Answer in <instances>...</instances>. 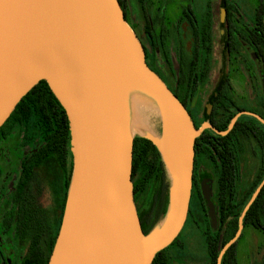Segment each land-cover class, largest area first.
Instances as JSON below:
<instances>
[{
    "label": "water",
    "instance_id": "95a60500",
    "mask_svg": "<svg viewBox=\"0 0 264 264\" xmlns=\"http://www.w3.org/2000/svg\"><path fill=\"white\" fill-rule=\"evenodd\" d=\"M41 80L65 108L73 171L63 218L48 264H152L180 235L193 189L197 128L177 95L146 61L145 49L118 0H0V127ZM133 85L159 107L161 135L138 134L159 150L171 177L162 222L145 233L134 199L133 143L126 90ZM132 86V87H131ZM242 113L231 121L225 135ZM264 186L244 207L236 234L217 264L241 236L244 217ZM214 228L217 217L204 187Z\"/></svg>",
    "mask_w": 264,
    "mask_h": 264
},
{
    "label": "rangeland",
    "instance_id": "374dc122",
    "mask_svg": "<svg viewBox=\"0 0 264 264\" xmlns=\"http://www.w3.org/2000/svg\"><path fill=\"white\" fill-rule=\"evenodd\" d=\"M119 1V0H118ZM125 10L128 14V23L139 35L142 41L148 40L145 33L146 20L151 22L157 40V57L155 68L159 71L164 82L170 88L176 84L177 78L172 70L176 68L177 59L183 64L185 70L192 58L193 32L190 23L184 15V11L192 6L198 13L203 12L209 0H124ZM213 4L214 49L217 62L212 60L208 67V79L202 86L200 100L206 101L211 89L218 79V68L220 67V36L219 16L223 10V0H211ZM239 3L246 11L247 18L253 15L258 7L260 0H232ZM206 11V9H205ZM243 12V11H242ZM246 16V15H245ZM243 21L236 20L240 29H245ZM167 33L165 47L170 52L163 57V47L160 43L162 30ZM213 51V52H214ZM176 57V58H175ZM216 68H215V65ZM178 67V64H177ZM220 69V68H219ZM230 75L233 84V96L236 102L242 106L256 111H264L261 101L264 103V92L262 87V65L256 60L254 51L248 43L241 42L237 52L232 55L230 60ZM254 85V87L252 86ZM142 119L148 125V130L154 135H161L162 121L160 113L142 107ZM23 128H17L11 136L0 143V239L2 248L6 255L8 264H21L26 255L32 234L35 228L24 236L18 226L15 189L20 172V162L30 147L21 143ZM141 134L135 133L134 136ZM257 148H253L255 151ZM246 157L245 172L254 171L259 167V160L254 162L249 155ZM167 183H171V177L167 174ZM154 185L149 190V199L154 192ZM62 196L61 169L56 162H50L36 169L33 177L29 198L35 208L42 213L45 228L42 232V243L45 245L49 236L52 222L58 218L60 212V199ZM201 198L193 201V211L186 221L180 235L179 242L171 246L166 254L169 256L168 264H210L208 260L207 244L204 231L207 228V215L203 209ZM243 236L238 244V254L240 264H264V234L252 226H244Z\"/></svg>",
    "mask_w": 264,
    "mask_h": 264
},
{
    "label": "trees",
    "instance_id": "16d2710c",
    "mask_svg": "<svg viewBox=\"0 0 264 264\" xmlns=\"http://www.w3.org/2000/svg\"><path fill=\"white\" fill-rule=\"evenodd\" d=\"M119 2L128 21L125 1L119 0ZM234 8L233 4L228 7V9ZM246 26L245 38L248 43L253 45L257 55L261 57L264 70V0H260L256 12L248 16ZM141 42L143 44V41ZM240 122L242 120L238 123ZM17 128L24 129L20 144L30 147L29 152L24 155L20 162V180L15 191L17 227L20 226L24 236L29 234L32 227L35 228L28 251L21 264H48L63 218L73 171V155L70 124L66 110L47 81L41 80L17 104L9 118L0 127V143L11 136ZM251 128L250 125H247L248 132L253 131ZM50 162H56L61 169L62 196L59 216L52 222L49 236L44 245L41 232L45 228L42 212L34 207L29 198V191L36 169ZM262 171L264 172V164ZM132 179L138 214L142 228L147 234L158 223L162 222L166 215L169 205L170 183L166 182L167 170L159 150L151 140L140 135L135 136L133 143ZM154 183L157 184L152 196L148 199L147 195ZM255 188L257 185L253 186V190L249 192L241 208L220 209L223 219L229 217V222L221 223L216 228L212 224L207 225L204 237L210 264H217L221 249L236 234L239 217ZM244 225L252 226L264 234V187L250 205L244 217ZM242 236L243 234L225 252L221 264H240L238 244ZM178 242L179 236L169 247L157 253L152 264L168 263L169 256L166 252Z\"/></svg>",
    "mask_w": 264,
    "mask_h": 264
},
{
    "label": "flooded vegetation",
    "instance_id": "af4514ba",
    "mask_svg": "<svg viewBox=\"0 0 264 264\" xmlns=\"http://www.w3.org/2000/svg\"><path fill=\"white\" fill-rule=\"evenodd\" d=\"M231 4L235 6L234 9H228ZM222 5L223 10L219 16V25L221 28L219 31L221 52L220 69L218 68L219 72L217 74L219 75L217 82L211 89V93L208 95L207 100L204 102L201 101L200 93L203 84L209 76L207 70L210 62L212 63V60L217 62L214 51L217 45H215V35L213 33L215 32V18L211 0L206 4V11L204 9L203 12L198 13L192 6L184 11V15L190 23L193 32L192 58L187 66V70H185L183 64L177 59L176 68L172 70L177 78L176 84L172 86L173 89L170 88V85L166 84L185 105L197 128H200L205 122L212 125V127H207L202 131L197 138L199 140L196 139L193 189L188 214L189 218L193 211V201L197 198H201V204H203V209L206 211L207 225L209 226L212 223L208 212V201L204 195L205 186H207L210 191V198L215 208L218 226L221 223L230 221L229 217L225 220L223 219V214H221L220 209L241 208L249 192L253 190V186H258L264 177V172L262 171V166L264 164V123L261 120L252 114L242 113L227 134L222 135L214 130V128L221 131L228 130L232 119L238 113L244 111L258 114L264 119V111L259 112L254 109L242 107L236 102L233 96L230 60L232 55L237 52L241 42L248 43L245 38L247 14L239 3L233 2L232 0H223ZM242 17H244V20L246 19L244 22V30L240 29L236 24V20L243 21ZM151 28V22L147 18L145 33L148 40H144L142 45H144L145 53L147 52L146 61L148 65L160 75L159 71L155 68L157 40ZM137 36L141 39L138 34ZM166 38L167 33L163 29L160 34V43L164 48L162 53L165 63L168 66L166 57L169 56L170 52L165 47ZM248 44L252 47L256 60L262 65V87L264 92L262 59L257 55L253 45L250 43ZM214 65L216 68L217 64ZM252 86L254 87V85ZM261 103L264 108V103L262 101ZM241 120L242 122L238 123ZM247 125L252 127V132H248ZM249 148L250 158L253 159L254 162L258 159L259 167L254 171L245 172L246 157H248ZM253 148L257 149L254 151ZM19 180L20 172L17 185ZM6 259L0 239V264H5L7 262ZM187 263L193 264L194 262L188 261Z\"/></svg>",
    "mask_w": 264,
    "mask_h": 264
},
{
    "label": "bare ground",
    "instance_id": "6f19581e",
    "mask_svg": "<svg viewBox=\"0 0 264 264\" xmlns=\"http://www.w3.org/2000/svg\"><path fill=\"white\" fill-rule=\"evenodd\" d=\"M132 87V86H131ZM126 112L130 117L131 134L147 133L148 125L142 119V107L159 112V107L152 95L133 85L132 90H126Z\"/></svg>",
    "mask_w": 264,
    "mask_h": 264
}]
</instances>
